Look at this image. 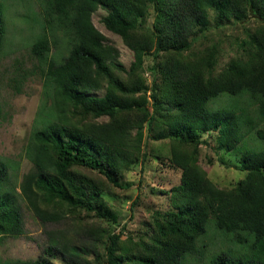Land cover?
Segmentation results:
<instances>
[{"label":"trees","instance_id":"trees-1","mask_svg":"<svg viewBox=\"0 0 264 264\" xmlns=\"http://www.w3.org/2000/svg\"><path fill=\"white\" fill-rule=\"evenodd\" d=\"M45 1L48 14H55L74 40L52 74L59 82L56 120L32 135L33 168L21 185L27 205L43 222L92 212L116 221L106 189L88 173L97 170L107 186L122 187L125 169L141 153L146 125L154 140L169 141V163L181 171V179L170 191V209L153 214L148 238H123L122 231L83 224L97 245L89 261L66 257L53 241L36 260L6 264H54L56 259L65 264H190L189 256L211 226L235 246L215 252L208 264H264V149L245 151L242 168L248 176L231 188L219 187L197 165L201 133L216 131L219 146L233 150L257 127L243 109H211L212 98L248 93L264 125V0ZM100 6L109 10L106 28L135 52L128 69L119 61L120 49L93 23ZM2 14L0 6V47L6 30ZM149 15L153 21L147 25ZM230 17L244 30L236 37L234 56L219 69V43L196 45ZM252 17L260 19L254 27L245 24ZM50 42L43 36L33 49L46 55ZM145 71L151 73L150 83ZM101 89L104 96L89 95ZM255 133L264 142V126ZM6 177L0 162V244L4 236L24 232L18 200L2 190Z\"/></svg>","mask_w":264,"mask_h":264},{"label":"rangeland","instance_id":"rangeland-1","mask_svg":"<svg viewBox=\"0 0 264 264\" xmlns=\"http://www.w3.org/2000/svg\"><path fill=\"white\" fill-rule=\"evenodd\" d=\"M0 6L6 29L0 47V162L5 164L7 170L2 190L18 200L24 222L23 233L2 238L0 264L36 260L53 241L59 250L66 253V257L72 255L78 261H89L94 257L97 245L83 224L103 225L114 232L122 231L123 238L150 237L153 232L152 216L157 210L170 209V191L180 183L181 171L169 163V141L154 140L155 133L147 125L141 153L137 156L138 160L125 169L122 187L107 186L106 179L97 170L88 173L91 179L101 182L100 185L106 189L104 198L107 206L116 214V221H106L92 212L69 216L60 222H43L27 205L21 185L25 174L33 168L32 135L56 120L54 94L59 82L52 74L68 56L74 34L69 28L58 25L55 14H48L45 0H0ZM149 11L153 13L154 8L151 7ZM108 13V8L100 6L92 14L93 23L120 49L119 61L128 69L135 59V52L119 34L106 28L103 18ZM214 16L211 11V24L215 23ZM152 21L150 15L145 19L147 25ZM259 21L252 17L245 24L254 27ZM224 24L225 27L209 31L207 38L196 45L202 49L219 43V69L225 67L234 56L236 37L244 30L242 23L233 24V17L226 19ZM43 36H48L51 41L46 55L33 49L37 39ZM145 74L150 83L151 73L145 71ZM105 93L106 89H101L89 95L102 97ZM208 105L213 110L224 107L243 109L257 123V127L247 133L233 150L219 146L216 131L201 133L197 165L206 170L219 187H235L239 180L248 176V172L242 168L245 151L264 149V142L255 133L258 126H264L263 121H258L260 117L256 105L248 93L231 95L224 92L212 98ZM247 115L242 116L245 119ZM105 119L103 117L101 120ZM244 119L243 122H246ZM243 127L244 131L248 128L245 123ZM144 154L146 157H143ZM228 239L211 226L200 240L199 250L189 256V263L208 264L215 252L235 246L234 242H227ZM54 264L65 263L62 259H56Z\"/></svg>","mask_w":264,"mask_h":264}]
</instances>
